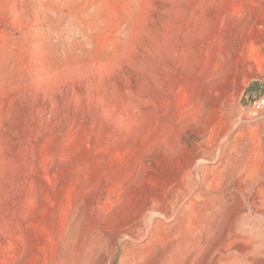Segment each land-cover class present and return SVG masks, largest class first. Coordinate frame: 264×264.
Wrapping results in <instances>:
<instances>
[{"label":"rangeland","instance_id":"374dc122","mask_svg":"<svg viewBox=\"0 0 264 264\" xmlns=\"http://www.w3.org/2000/svg\"><path fill=\"white\" fill-rule=\"evenodd\" d=\"M0 264H264V0H0Z\"/></svg>","mask_w":264,"mask_h":264},{"label":"bare ground","instance_id":"6f19581e","mask_svg":"<svg viewBox=\"0 0 264 264\" xmlns=\"http://www.w3.org/2000/svg\"><path fill=\"white\" fill-rule=\"evenodd\" d=\"M142 203V206H138L139 208L136 209L135 213H134V218L136 221H140V223H144V222H147L148 224V227L146 228V231H141L144 233V235H150L152 233V230H153V226H154V222L155 221V216H159V215H165V213L161 210V209H156V208H153V206H147L148 204H144ZM134 205V204H133ZM137 208V207H136ZM130 220V219H129ZM132 220V219H131ZM134 220V221H135ZM133 221V222H134ZM158 223V222H157ZM141 226V225H139ZM139 228V227H138ZM127 229V228H126ZM134 229V228H133ZM140 229V228H139ZM127 232V231H126ZM139 232V231H138ZM137 232V233H138ZM140 232V233H141ZM154 232V231H153ZM130 233V232H129ZM134 233V232H133ZM136 233V232H135ZM153 234V233H152ZM135 235V234H133ZM132 235V236H133ZM139 235V234H138ZM147 236V237H148ZM133 237H136V236H133Z\"/></svg>","mask_w":264,"mask_h":264}]
</instances>
